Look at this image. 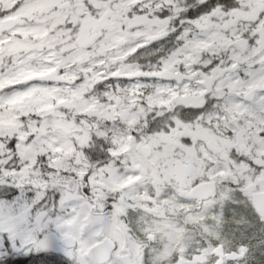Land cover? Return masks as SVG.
Wrapping results in <instances>:
<instances>
[{
    "label": "snow or ice",
    "instance_id": "obj_1",
    "mask_svg": "<svg viewBox=\"0 0 264 264\" xmlns=\"http://www.w3.org/2000/svg\"><path fill=\"white\" fill-rule=\"evenodd\" d=\"M0 264H264V0H0Z\"/></svg>",
    "mask_w": 264,
    "mask_h": 264
}]
</instances>
